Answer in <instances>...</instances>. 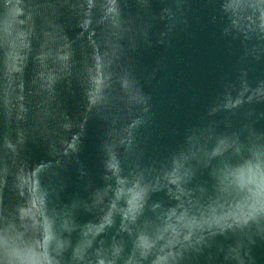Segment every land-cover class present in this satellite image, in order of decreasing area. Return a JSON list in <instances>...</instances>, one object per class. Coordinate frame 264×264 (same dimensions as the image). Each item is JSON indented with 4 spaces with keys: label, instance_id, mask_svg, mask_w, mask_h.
<instances>
[{
    "label": "clouds",
    "instance_id": "clouds-1",
    "mask_svg": "<svg viewBox=\"0 0 264 264\" xmlns=\"http://www.w3.org/2000/svg\"><path fill=\"white\" fill-rule=\"evenodd\" d=\"M196 4L0 0V264H257L264 89L228 88L244 69L243 41L264 40V0H213L211 22L239 45L234 72L216 86L222 102L210 100L168 150L129 162L156 149L150 86L163 61L140 56L170 48ZM73 28L88 33L87 53L69 39ZM90 122L99 125L98 180L81 158ZM92 209L95 220L81 223ZM112 231L120 239L106 242Z\"/></svg>",
    "mask_w": 264,
    "mask_h": 264
},
{
    "label": "water",
    "instance_id": "water-1",
    "mask_svg": "<svg viewBox=\"0 0 264 264\" xmlns=\"http://www.w3.org/2000/svg\"><path fill=\"white\" fill-rule=\"evenodd\" d=\"M212 2L213 0H197L196 7L189 14V27L174 37L170 48H156L141 54V63L148 66L154 65L157 60L163 61L157 81L150 86L156 113L153 128L156 149L147 154L137 152L131 155L130 163L150 161L155 155L168 150L180 139L179 133L183 128L203 115L204 106L210 100L217 105L222 102L223 96L217 94L216 86L222 76L234 72L239 45L222 38L219 25L211 22L215 12L211 7ZM80 31L73 28L68 32V36L70 40L75 41L74 46H78V52L87 53L90 51L88 33L80 35ZM243 44L247 47L248 55L243 61L244 69L239 77L230 81L228 91L233 94L245 85L250 89H264V65L258 66L259 59L264 57V40L253 37L244 40ZM31 76L32 67L29 65L25 69L26 91ZM193 97L196 98L195 102ZM66 103L72 111L78 110L77 101L71 95L67 97ZM215 115L220 117L221 121L228 122L229 118L223 115L222 109ZM98 134V122H90L88 138L81 154L84 165L91 170L96 180L99 179L100 172L96 150ZM43 156V145H34L32 159L38 161ZM70 182L74 190L77 184V176L74 173L70 176ZM75 207L79 208L80 205ZM95 214L96 210L92 209L81 216V223L94 221ZM113 237L120 239V235L115 231L102 238L110 242ZM254 255L257 264H264V248L255 249Z\"/></svg>",
    "mask_w": 264,
    "mask_h": 264
}]
</instances>
